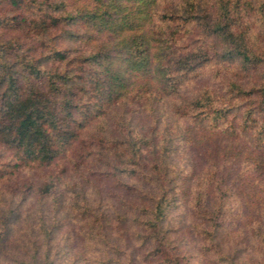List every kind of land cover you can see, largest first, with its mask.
Wrapping results in <instances>:
<instances>
[{"label": "trees", "instance_id": "1", "mask_svg": "<svg viewBox=\"0 0 264 264\" xmlns=\"http://www.w3.org/2000/svg\"><path fill=\"white\" fill-rule=\"evenodd\" d=\"M0 30V146L11 154L0 183L25 167L76 169L11 187L0 264L85 260L59 240L66 221L84 223L85 250L105 243L98 264H117L106 237L122 214L89 186L96 175L141 186L150 204L138 222L175 255L167 218L180 208L200 210L219 246L227 180L237 172L249 194L264 186V0H0ZM207 74L221 77L186 93ZM143 111L148 128L135 120ZM220 137L232 141L221 150Z\"/></svg>", "mask_w": 264, "mask_h": 264}, {"label": "rangeland", "instance_id": "2", "mask_svg": "<svg viewBox=\"0 0 264 264\" xmlns=\"http://www.w3.org/2000/svg\"><path fill=\"white\" fill-rule=\"evenodd\" d=\"M4 31V30H3ZM1 33V30H0ZM8 37L14 38L19 33L9 31ZM74 43H72L73 45ZM212 70V69H211ZM213 69L212 71H214ZM210 74L191 78L185 86L186 93L191 94L202 86L206 81L221 76L209 77ZM111 126L115 125V117L108 118ZM111 119V120H110ZM135 120L142 128H148L151 122V114L143 111L135 115ZM114 123V124H112ZM114 129V128H112ZM230 140L223 137L214 138L213 145L217 149L230 144ZM4 151V149H3ZM0 146V154L3 152ZM4 157L0 160L11 159V154L3 152ZM195 169L193 170L192 184H195L197 178L202 172L205 160L199 155L195 157ZM92 161V162H91ZM87 161L85 167L93 168L95 160ZM72 162H63L51 169H39L37 167H25L19 169L13 180L0 183V218L6 207V200L10 189L14 185L22 187L31 181L40 184L41 181L50 174H62L63 168H68L69 175L75 176L76 169ZM245 166V165H244ZM237 167V165H236ZM237 172L227 180L230 187V193L227 194V217L222 219L219 235L217 236L219 246H214L211 242L209 232L210 225L202 224L201 211L196 208H180L172 210L168 214L169 236L178 243L177 254L166 246L159 245L155 239L147 237L151 230L146 229L145 225L138 222L145 215L139 213L141 208L147 207L150 201L143 195L141 186L130 189L127 186H120L110 178H103L101 175L92 176L91 188L94 182L102 192L104 200L114 206L120 214L127 215V220L121 219L118 215H113L110 224L107 227L106 240L112 244L109 253L113 254L114 260H119L117 264H264V186L256 188L258 195L254 198V191L247 193V189H239L241 184L236 182ZM264 183V182H263ZM243 186V185H242ZM144 188H152L150 185H143ZM26 227V226H25ZM203 229H208L204 231ZM26 230V229H25ZM84 230L83 222L66 221L60 229L59 240L69 239L71 252L69 256H76L80 251H85V260L77 264H98L95 259L103 258L105 243L93 241L95 247L85 250L87 241L82 234ZM28 230H26L27 232ZM31 238L23 239L24 244H29ZM87 244H90L87 242ZM20 247V246H19ZM13 246L15 252L20 248ZM84 248V249H83ZM69 264V262H65Z\"/></svg>", "mask_w": 264, "mask_h": 264}]
</instances>
